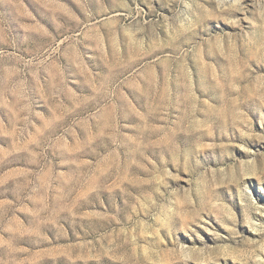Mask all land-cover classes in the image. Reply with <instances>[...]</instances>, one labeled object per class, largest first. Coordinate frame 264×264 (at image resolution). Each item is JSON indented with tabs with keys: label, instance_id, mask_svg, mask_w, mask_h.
Instances as JSON below:
<instances>
[{
	"label": "rangeland",
	"instance_id": "rangeland-1",
	"mask_svg": "<svg viewBox=\"0 0 264 264\" xmlns=\"http://www.w3.org/2000/svg\"><path fill=\"white\" fill-rule=\"evenodd\" d=\"M0 264H264V0H0Z\"/></svg>",
	"mask_w": 264,
	"mask_h": 264
}]
</instances>
